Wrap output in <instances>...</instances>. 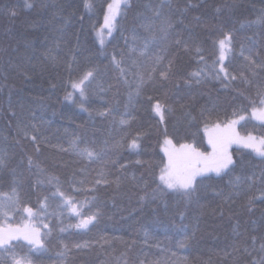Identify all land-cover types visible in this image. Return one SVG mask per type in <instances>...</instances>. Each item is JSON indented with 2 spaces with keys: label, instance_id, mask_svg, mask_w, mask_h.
Returning <instances> with one entry per match:
<instances>
[{
  "label": "trees",
  "instance_id": "obj_1",
  "mask_svg": "<svg viewBox=\"0 0 264 264\" xmlns=\"http://www.w3.org/2000/svg\"><path fill=\"white\" fill-rule=\"evenodd\" d=\"M42 2L45 0H36L35 7L26 8L25 0H0V152L9 154L8 167L0 170V193L13 196L15 187L21 201L6 219L0 217V225L22 223L26 219L24 206L40 211V201L49 196L47 211L41 215L51 229L41 231L48 232L44 249L37 252L22 239L14 241L12 252L17 258H27L31 264H252L264 256L259 251L264 242V160L250 149L231 146L236 167L228 175L211 173V179L201 180L195 202L188 203L173 193L156 201L139 199L157 190L160 170L168 162L167 147L194 144L201 152L209 151L202 109L215 108L224 123L248 115L253 107L250 101L256 100L259 106L256 86L264 85V71L258 70L252 86L237 80L225 87L209 78L199 85L193 81L189 87L190 73L205 65L183 45L174 44L175 33L182 40L199 44L208 71L218 60L216 42L231 33L232 51L225 65L230 75H239L246 63L240 55L242 49L245 55L253 54L257 64H264V24L258 22L264 15V0H171L172 7L165 5L163 12L171 16L174 33L166 41L159 39L157 31L158 39L149 43L144 56L129 50L141 49L151 38L144 25L159 28L154 9L161 0H129L130 7L118 18V30L103 46L96 40L95 29L111 0H87L91 7L85 6L86 0H46V8L40 7ZM217 8L221 10L217 12ZM9 9L16 14L11 15ZM114 54L123 59L121 67L129 70V81L137 71L131 67L132 60L146 71L157 55H166L165 66L167 60H173L172 76L162 84H149L129 104V86L111 63ZM49 55H55L58 62L54 64ZM72 60L77 70L72 72L73 78L90 67L98 70L79 102L65 99L71 88L64 85L69 81L68 63ZM215 68L218 71V63ZM148 96L154 98L151 103ZM156 98L172 108L165 112L163 122L152 111ZM104 109L116 111L99 115ZM126 111L134 120L121 131L113 116L118 121ZM212 122H216L215 113ZM18 125L28 127L27 136ZM236 128L243 136L264 137L262 121L245 118ZM124 133L129 135L121 141ZM137 133L142 134L139 147L130 149L128 145ZM73 137L82 141L80 147L103 151L102 159L90 162L72 151H61ZM166 140L172 143L166 144ZM117 142L120 146H115ZM29 157L44 172L30 168ZM101 167L107 179L122 178L118 190L115 185L101 184L95 192L72 191L73 180L85 181L83 186L76 183V188L95 184ZM49 177H57L61 190L80 201L96 196L103 214L89 230L69 227L77 219L66 210L61 214L59 198H51L55 188L47 183ZM236 177L248 182L239 197L226 199L234 191L230 181ZM37 180L45 183L37 184ZM248 197L254 198L251 205ZM61 228L66 231L61 232ZM252 237H256L254 246ZM186 238L185 247H179ZM78 243L90 246L76 250L73 245ZM65 245L69 251L62 257ZM10 255L0 250V264H12L11 259L5 260Z\"/></svg>",
  "mask_w": 264,
  "mask_h": 264
},
{
  "label": "snow or ice",
  "instance_id": "obj_2",
  "mask_svg": "<svg viewBox=\"0 0 264 264\" xmlns=\"http://www.w3.org/2000/svg\"><path fill=\"white\" fill-rule=\"evenodd\" d=\"M167 5L172 7L171 0H161V3L156 6L154 9V16L160 21L159 28L156 29L153 24L144 25L145 30L152 33L151 38L146 40L143 44V47L137 50L135 47L130 48V53L139 52L140 56L146 55V50L154 40H157L158 37L156 32L158 31L161 35L159 39L169 40V37L174 33V22L171 19V16L164 15L163 9ZM36 6V0H25L26 8H33ZM49 5L45 2L40 4L41 8H46ZM54 6V5H53ZM86 7H91L87 3ZM130 7L129 0H111L107 5V9L104 15V25L102 29L98 32V38L101 45H104V29L107 30V35L109 37L118 30V18L124 14L123 10ZM185 9H179L183 12ZM221 9L217 8V12ZM11 15H15V11L9 9ZM259 23L264 24V15L259 17ZM176 39L174 44L179 47L183 45V48L186 52L193 53L198 63L204 64L203 68H200L197 71L190 73V79L187 82L188 86H192V82L199 85L203 81H206L209 78L216 79L224 84L225 87H228L231 83L239 80L248 86H252L253 81L257 76V72L264 71V64H257L256 60L253 59V54L245 55L244 50H241L240 55L243 56L244 61L246 62L243 70L239 75H230L229 71L225 65V61L228 58V54L231 53L232 48V35L231 33H225L222 39H219L216 43L218 45L219 56L218 60L213 62V67L211 71L206 70L207 64L205 63L204 56L201 55L202 49L198 43L191 40H182L179 37V33H175ZM136 38L133 37V40ZM57 48L60 47L59 42L56 45ZM163 51L166 53L167 48H164ZM258 55V53H256ZM48 58L55 64L58 62V58L55 55H49ZM167 59L166 55H157L152 61L150 67L146 71L140 70V65L137 60H132L131 67H135L137 71L133 73L134 79L129 81L127 76L130 74L129 70L121 67V64L124 62L123 59H117L116 55L112 56V65L115 69L119 71L120 77L123 79V82L129 86L128 100L129 104H132L135 99L139 98L145 88L149 84H153L157 81L161 82L170 80L173 71V60H167V66H165L164 61ZM75 61L72 60L68 63L69 71V81L64 86L65 88L71 87L72 92L66 93V99H71L73 92H79L80 96L83 98L87 92L88 86L97 78L98 70L96 67L87 68V70L82 71L77 77H72V72L77 71L72 67V64ZM219 64L218 71L215 68L216 64ZM53 89L56 88V85H52ZM257 96L259 97V106H257V101L252 100L250 103L252 107V115L256 119L264 122V85H257ZM101 91L103 89L101 88ZM242 96L243 93H240ZM148 101L151 103L153 101L152 96L147 97ZM83 107V105H81ZM181 107H185L181 105ZM87 111V109H84ZM246 111V109H243ZM115 109H104L98 114L101 116L112 115L115 112ZM152 111L160 117L161 122L165 119V112H171V106L162 103L159 98L155 99V103H152ZM216 114V122L213 123V115ZM236 114L235 112L233 113ZM186 116H191V113L186 112ZM201 118L205 121V135L208 139V144L211 146L212 151L210 153L201 152L194 144H181L178 149L174 148L172 150L165 149V153L168 158L167 164L160 170L158 177L159 184L157 185V190L154 191L149 197L148 194L141 195L139 197L140 201H156L157 199H162L167 193H173L182 197L186 202L192 203L196 200L197 186L199 182L203 179H211L210 174L214 173L217 177H222L224 175L230 174L236 167V161L233 159L232 154L229 151V147L232 144H237L242 146L245 149H250L255 155L264 160V137H261L259 140L253 135H248L247 137H241L235 131V125L239 123L240 120H244L245 116H239L238 120H229L227 123L221 121L219 114L216 112L215 108L212 109H202L200 112ZM195 119V117H192ZM134 117L131 116L129 112L120 114V119L116 121V117L113 116V121L117 122L123 128L130 127L133 122ZM208 125H211L209 127ZM20 131L24 133L25 136L28 135V127L26 125H18ZM35 130V126H33ZM129 133H124V136L121 137V141ZM141 133H137L136 136L132 138L128 147L130 149H138V140L140 139ZM35 141L36 137H32ZM82 141L78 137H73L69 141L68 148H62L61 151H72L81 159H86L90 162L99 161L102 159L104 153L103 151L97 152L89 147H80ZM166 144H171V140H166ZM115 146H120V142H117ZM9 154L7 151L0 152V170L6 169L8 167ZM112 163H115L114 161ZM137 163H142L137 161ZM29 167L35 166L39 172H44V169L40 165L33 161L31 157L28 158ZM121 168L125 167L124 165L120 166ZM83 171V170H81ZM12 175L15 176V171L13 170ZM262 182H264V172L261 174ZM98 179H96L95 184L90 188L85 189L84 187L76 188L74 185L79 183L84 185L85 181H72L73 192L88 191L95 192L97 190V185H104L110 187L115 185V188L118 190L122 178L117 176L114 180L107 179V173L101 167L98 172ZM136 177H133V180H136ZM139 179H143L140 177ZM250 180V178H249ZM248 181L242 180L240 177H236L234 180L230 181L233 186L234 191L229 194L226 199H231L232 196L239 197L244 188V184ZM15 183V181H13ZM37 184H44V180H37ZM47 183L55 188V191L51 193V198L58 197L60 200L59 207L61 208V214L66 210L72 216L77 219L75 225H69V227H75L79 230L87 231L89 230L90 225L96 223L100 216L103 214L100 206L97 203L96 196L86 197L84 201L76 199L74 195H69L67 192L62 191L59 179L57 177H49ZM13 196H8L7 194L0 193V217L5 219L9 216V213L18 209L19 204L21 203L19 194L16 192L15 187L12 189ZM264 199V196L261 197ZM49 196H45L40 201V211H34L31 207L27 205L24 206L23 211L28 215L32 220L41 218L42 213L47 211L48 208ZM254 201L253 197H248L247 204L251 205ZM46 218V217H45ZM181 218H183V213H181ZM264 220V217H262ZM255 223V221L253 222ZM45 229H48V232L51 231L49 226L45 224L43 226ZM61 232L66 231L65 228L60 229ZM48 232H41L40 228L24 225L23 227L8 225L7 227L0 226V250L4 252L11 253L10 257H6L5 260L11 259L12 264H31V261L27 258H24L23 261L12 252L13 242H19L21 239L26 241L28 245L31 246V249L39 252L44 249V237L47 236ZM256 237H252V244L255 245ZM187 243V238L179 242V247H185ZM90 245L87 243L75 244L73 247L76 250H81L88 248ZM69 251L67 245L64 246V251L60 253L63 257ZM245 252H249L247 247L244 248ZM259 251L264 253V242L261 243ZM249 254H251L249 252ZM252 264H264V256L256 261L253 260Z\"/></svg>",
  "mask_w": 264,
  "mask_h": 264
},
{
  "label": "rangeland",
  "instance_id": "obj_3",
  "mask_svg": "<svg viewBox=\"0 0 264 264\" xmlns=\"http://www.w3.org/2000/svg\"><path fill=\"white\" fill-rule=\"evenodd\" d=\"M104 25V19H103V21H102V23H101V25H99L96 29H95V37H96V40H97V42H98V44L100 45V46H103V45H101V43H100V40H99V38H98V32L102 29V26ZM104 38H105V42H106V40L109 38V36L107 35V30L106 29H104ZM73 90L70 88V90L68 91V92H72ZM66 97V96H65ZM80 94H79V92H73V95H72V98L71 99H66V100H68V101H71V100H73L74 99V101L75 102H79L81 99H80ZM80 107V106H79ZM245 118H250V119H253V120H256V121H260V120H258V119H256L255 117H253V115H252V111H251V113L250 114H248V115H245ZM239 119V117L238 118H235V119H232V120H238ZM241 121V120H240ZM239 121V122H240ZM227 123V122H226ZM236 126H237V124L235 125V131L237 132V128H236ZM211 127V126H210ZM238 133V132H237ZM239 134V133H238ZM239 136H241V137H247L248 135H246V136H243V135H240L239 134ZM207 137V136H206ZM256 137V136H255ZM257 138V140H259L261 137H256ZM208 140V139H207ZM231 146H240V145H237V144H232ZM230 146V147H231ZM180 147V146H179ZM179 147H174V148H176V149H178ZM230 147H229V149H230ZM240 147H242V146H240ZM210 149H209V151L207 152V153H210L211 151H212V148H211V146L209 147ZM167 149L168 150H172L173 149V147H167ZM166 160H168V158H166ZM167 164V163H166ZM33 209V208H32ZM34 211H36L35 209H33ZM25 215H26V219L22 222V223H20V224H9V223H7V222H4V223H2L0 226H2V227H7L8 225H12L13 227H16V226H20V227H23L24 225H29V226H34V227H38V228H40V230L42 231L43 229H45L43 226L45 225V223H44V221L41 219V218H39V219H36V220H32V219H30L29 217H28V215L25 213ZM22 260V259H21ZM23 261V260H22Z\"/></svg>",
  "mask_w": 264,
  "mask_h": 264
}]
</instances>
